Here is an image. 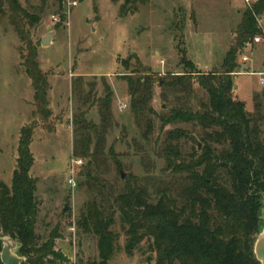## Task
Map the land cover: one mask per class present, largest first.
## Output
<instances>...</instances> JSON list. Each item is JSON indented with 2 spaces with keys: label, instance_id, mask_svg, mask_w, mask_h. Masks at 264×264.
Masks as SVG:
<instances>
[{
  "label": "rangeland",
  "instance_id": "374dc122",
  "mask_svg": "<svg viewBox=\"0 0 264 264\" xmlns=\"http://www.w3.org/2000/svg\"><path fill=\"white\" fill-rule=\"evenodd\" d=\"M19 1L40 18L30 33L40 67L48 75L51 115L44 121L36 112L34 90L22 64L24 44L5 19L0 22V181L11 183L20 127L36 123L30 143L34 156L30 175L36 180L38 202L35 231L42 242L56 228L60 237L55 239V248L73 264L98 262L97 237L77 223L86 205L103 203L107 213V204H112L126 183L144 187L150 201L156 202L163 197L161 190L179 179L162 157L163 132L182 127L197 138L204 132L202 127L188 123L168 124L162 131L159 119L153 116L155 127L150 140L142 139L129 110L127 83L119 76L125 70L119 61L136 55L155 78L190 70L183 57L202 72L219 69L225 53L235 44L237 25L248 6L242 0H65L61 7L55 0L44 4L40 0ZM73 1L76 4L72 5ZM257 17L264 21V14ZM50 31L51 42L43 46L41 39ZM245 54L249 57L245 63L240 62L241 54L236 59L239 66L233 75V93L244 101L247 111H253L254 93L264 92L258 73L264 72V46H255ZM78 75L83 84L75 94L72 80ZM104 82L113 91L112 126L105 133L102 156L92 158L89 164V158L72 153L78 136L73 122L93 99L105 95ZM160 85L154 84L150 103L158 113L167 111L178 95ZM90 88V101L84 104L79 97ZM188 100L194 109H200L201 101H208V94L195 82ZM120 104L126 107L119 109ZM86 119L100 123L98 103L89 109ZM178 144L182 151L189 152L193 141L181 138ZM75 158L81 159V164L74 169L72 186L68 169ZM261 201L264 203V193ZM260 219L258 233L264 229V207ZM126 228L115 210L110 230L116 240L108 264H145L154 254L152 238L143 239L129 253L125 250Z\"/></svg>",
  "mask_w": 264,
  "mask_h": 264
},
{
  "label": "trees",
  "instance_id": "16d2710c",
  "mask_svg": "<svg viewBox=\"0 0 264 264\" xmlns=\"http://www.w3.org/2000/svg\"><path fill=\"white\" fill-rule=\"evenodd\" d=\"M40 1L44 4L48 0ZM55 1L61 7L65 0ZM39 9L41 11L42 7ZM261 14H264V0L246 9L237 25L235 44L225 53L219 69L202 72L183 57L182 62L190 70L155 78L136 55L119 61L125 70L119 76L127 83L129 110L142 139L150 140L155 127L153 116L159 119L162 131L168 124L188 123L202 127L204 132L198 138L182 127L163 132L162 157L167 168L178 173L179 179L162 189L163 197L156 202L150 201L144 187L126 183L123 191L113 197L112 204H107V213L103 203L98 205L93 201L86 205L77 223L83 231L97 237L100 261L76 264H108L116 240L110 230L115 210L127 227V252L131 253L143 239L152 238L150 246L154 254L147 257L145 264H259L253 243L260 226V209L264 207L261 201V193H264V92L254 93L253 111H247L244 101L234 96L233 75L244 43L258 31L256 16ZM5 19L24 44L22 64L34 90L36 112L44 121L48 120L51 115L48 75L40 67L37 46L30 33L39 23V15L30 12L19 0H0V22ZM102 80L105 81L104 76ZM160 80H163L162 85ZM156 82L161 88L178 94L175 103L160 113L150 105ZM195 82L208 94V101H201L200 109H194L188 100ZM104 83L105 95L93 99L86 110L75 115L73 122L78 136L74 139L72 153L89 158V164L92 158L102 156L105 133L112 126L113 91ZM82 84L81 76L73 78L75 94ZM92 91L90 88L86 95H80L84 104L90 101ZM95 103L101 116L99 124L86 119ZM35 125L21 127L11 183L0 181V237L10 236L20 244L18 254L25 257L22 264H73L55 248V239L60 237L56 228L42 242L35 231L38 202L36 180L30 175L34 162L30 143ZM181 138L193 141L191 151L180 149ZM1 248L0 239V252Z\"/></svg>",
  "mask_w": 264,
  "mask_h": 264
},
{
  "label": "water",
  "instance_id": "95a60500",
  "mask_svg": "<svg viewBox=\"0 0 264 264\" xmlns=\"http://www.w3.org/2000/svg\"><path fill=\"white\" fill-rule=\"evenodd\" d=\"M53 32H47L41 39L43 46H47L51 42ZM247 69H245L246 71ZM236 86V85H235ZM200 145L198 144V147ZM123 177V174H121ZM2 241V248L0 252V261L2 264H22L25 257L18 254L20 244L10 236L0 237ZM253 253L259 264H264V229H262L256 236L253 243Z\"/></svg>",
  "mask_w": 264,
  "mask_h": 264
},
{
  "label": "built area",
  "instance_id": "2783aa9c",
  "mask_svg": "<svg viewBox=\"0 0 264 264\" xmlns=\"http://www.w3.org/2000/svg\"><path fill=\"white\" fill-rule=\"evenodd\" d=\"M243 3L248 6L251 7V5L255 2H257L258 0H242ZM72 5L76 4V1L71 2ZM256 24H257V33L249 40H247L244 43L243 46V52L241 53V61L242 63H245L246 61L249 60V57L247 54H245V52L247 50H251L253 47L255 46H264V21H262L259 17L256 16ZM244 68L243 71L247 72L248 70L245 71ZM236 73V72H235ZM260 74V79H259V83L261 85H264V72H258ZM126 105L125 104H121L119 105V109L121 108H125ZM81 164V159H72L70 161V167L68 169V174H69V179L68 182L74 186V172H75V167L77 165Z\"/></svg>",
  "mask_w": 264,
  "mask_h": 264
},
{
  "label": "crops",
  "instance_id": "0c3cea01",
  "mask_svg": "<svg viewBox=\"0 0 264 264\" xmlns=\"http://www.w3.org/2000/svg\"><path fill=\"white\" fill-rule=\"evenodd\" d=\"M71 75H72V73H71ZM79 76V75H78ZM75 77V76H74ZM121 105V104H120ZM119 107V106H118ZM22 127V126H21ZM21 127H20V129H21Z\"/></svg>",
  "mask_w": 264,
  "mask_h": 264
}]
</instances>
